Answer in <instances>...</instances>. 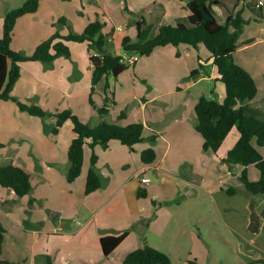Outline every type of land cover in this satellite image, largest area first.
I'll return each instance as SVG.
<instances>
[{"label": "crops", "instance_id": "crops-1", "mask_svg": "<svg viewBox=\"0 0 264 264\" xmlns=\"http://www.w3.org/2000/svg\"><path fill=\"white\" fill-rule=\"evenodd\" d=\"M116 1L118 0H42L35 13L26 14L17 19L13 29L10 47L13 51L30 55L39 43L56 32L57 29L54 24L59 18H64L67 22L66 25H60L58 28V32L62 36L68 34L69 28L73 33L81 34L90 22L98 19L105 26L102 29L105 39V49L115 56L123 57L131 53L125 52L121 47L122 39L125 36L132 39L136 37L137 21H144L146 25L143 28L149 26L151 28L149 37H153L160 26H173L178 19L186 18L189 14L186 9V4L189 0H130L133 2L131 6L134 9L142 8L138 14L133 15L132 11L134 9L131 7L128 13L129 26L124 25L122 27L123 18L116 23L111 17V10L116 6ZM124 1L127 2V0ZM17 2V6H20L23 1L18 0ZM220 2L221 5L214 7V14L219 22H224L228 17V12L233 9L242 10L243 18L250 20V23L244 27L239 37V41L243 44L235 51L233 59L237 65L250 74L257 86V94L248 103V106L264 112V6L259 9L254 8V13H256L254 15L248 8V6L252 7L253 0L238 4L234 0H220ZM9 4L10 0H0V38L2 36L3 17L11 9ZM109 24L111 28H109ZM117 28H120V30H117ZM68 46L70 49V57L56 58L48 67L38 61L21 63L19 65V79L13 87L12 95L20 102L38 105L50 113L70 110L79 118L82 116L84 120H91L90 126H95L100 121L109 123L119 122L117 120L120 119L114 122L110 118L107 119L108 115L101 117L92 108V110H89L88 97L90 94L93 69L89 61V53L85 43L70 42ZM168 46L171 45L156 48H166ZM174 48L177 50L176 53L178 56L183 55L188 60L185 74L197 70L199 67L200 72L205 74L203 75L204 77L201 74L187 84L183 86L179 85L177 87L178 97L171 98L174 101L173 104L168 100L160 106L156 105V108L150 107L151 111L148 110L147 114L146 108L149 105L148 101L153 102L154 98L146 100V98L134 95L132 98L138 100L140 103V115H143L141 117L142 120L131 119L130 114H128L126 117L124 115V118H122L123 121L117 123L121 126L142 123L145 128L143 131L144 138H148L153 134L156 135V141L159 139L160 142L159 144L157 142L152 147L155 153L154 162L150 165H145L140 160L141 167L137 170L135 176L133 175L132 178L119 180L111 167H109L107 174L99 172L98 167H96L99 158L95 155L97 159L94 170L101 178V181L106 182L107 190L104 192V185L102 184L100 189L88 194H92L90 199L87 197L88 200L84 204L71 211L69 220L61 221L58 219L54 227L49 225V232H51L52 236H60L64 233L67 236L75 237L81 234L78 237L77 243L82 248L87 247V245H98L99 250L97 253L92 254L90 262L103 264L104 260L113 259L115 256H118L116 258L118 263L122 262L123 264L124 257L131 251L142 247L143 244L155 248L168 256L163 248L170 242H181L182 244L186 238V227L189 225L188 223L181 224L177 221L173 222L172 215L175 214V211L181 213L182 216L180 215L179 217L185 221L187 219V203L190 199L197 197L200 190L209 194L214 202L213 196L217 193H225L228 196H233L237 193L235 188L245 193L246 189L244 188L243 190L242 187L244 186L239 179L243 170L246 171L249 180L257 181L259 179V172L257 171V173L250 169L252 164L247 165V167L239 165L241 169L236 173L237 164L228 167L223 162L227 152L236 145L239 139V133L236 128L230 131L216 153L203 147V139L194 129L196 121L194 106L198 98L206 94L202 91L198 96L199 93L197 91L193 95V93H190L189 88L194 87L195 84L203 80L213 81L210 99L217 102L224 100L225 90L219 84L221 82L217 79L218 76L209 54L205 59L207 60L205 68L201 64L202 59L195 56L194 53L200 51L202 47L199 48L200 50H194L185 45H179ZM206 66L209 67L208 73ZM136 67H139L138 61L131 66L127 65V68L123 72L131 69L134 72ZM180 76L177 79L178 81L181 80ZM106 81L108 83L107 89L105 90L104 86H102L101 83L104 85V80H102L98 84L99 86L101 85L100 90L97 85L92 95V99L97 107L103 105V99L105 97L109 101L108 108H110V104L114 103L113 94H111V97L108 94L113 91L115 92V80H113L112 75H109ZM184 93L187 94L185 95ZM96 96L101 99V104L95 100ZM91 111H94L96 115L93 116ZM32 117L20 112L14 103L0 101V145H2L0 147V153L8 151L9 149L7 150V148L12 143L21 145L27 140L36 143L35 136L39 140V128L34 133V129L31 127L35 124ZM25 125H27V128H25ZM165 130H168L167 134H163ZM58 134L52 136L57 137ZM73 137L74 135L72 133V139ZM116 143H119L123 147L120 148L122 152L125 151L126 146L117 140L109 141L106 148L116 146ZM252 144L255 145L254 140ZM136 145L131 149L126 148L133 151ZM99 147V145H96L93 149L87 145L84 147L83 165L78 177L79 179L82 176H84V180L86 179L89 168H85L86 161L88 160L86 148L90 150L89 157L91 159V155L94 153L93 150ZM259 152L264 156V148H259ZM9 162L11 161H2L0 164H7ZM12 163L22 167L15 163L14 160ZM179 166L185 168L182 174L178 171ZM252 166L254 167V165ZM22 168L24 169V167ZM149 172L157 179L155 184L151 182L147 174ZM143 176L150 180L147 185H141L139 183V179ZM75 181L68 183V185H73ZM225 182L231 183L230 186L232 187L226 186ZM157 188H161L162 191H158ZM230 188L234 191L228 194L226 190ZM2 189L0 187V192L2 193L0 195V225L5 229L1 217L4 211L13 212L14 206L10 207L8 202L10 200L15 201L17 197L12 192L6 189L2 191ZM170 189L173 191H169ZM139 190L145 192L146 196L144 198L137 197ZM137 199H144V203L150 201L149 206H147L149 208L145 209L147 208L146 206L145 208L139 207ZM152 201L156 202L154 203L155 205L152 204ZM262 204H264V198H262ZM153 213L154 219L149 224H142L141 226L136 224L135 229L129 232L125 239L108 256L103 255L100 246L101 237L109 235L117 236L127 231L131 223L135 224L136 220L138 221L140 219L146 220ZM194 214L192 212L190 213V217H188L189 223L191 224L195 222ZM74 226H77V228ZM83 230L84 232H82ZM191 236L193 237V233ZM151 238L154 239L156 244H153ZM5 241L6 236L4 243ZM127 242L128 245L124 246ZM4 243L2 246V259L11 262H21L24 260L27 264V259L23 255H20L19 251L14 253L15 257H11L14 255L8 257V255L4 254L7 252L4 249ZM70 261V258L55 257L51 263L69 264Z\"/></svg>", "mask_w": 264, "mask_h": 264}, {"label": "rangeland", "instance_id": "rangeland-1", "mask_svg": "<svg viewBox=\"0 0 264 264\" xmlns=\"http://www.w3.org/2000/svg\"><path fill=\"white\" fill-rule=\"evenodd\" d=\"M17 1L10 0V10L19 7ZM115 3L116 6L111 10L113 21L117 23L123 18L124 21L121 26H129L128 13L133 2L118 0ZM141 8L134 9L132 7L134 9L133 15L138 14ZM110 24L109 28H111ZM132 27L134 26L132 25ZM176 52L174 47L168 46L154 49L149 56L138 54L139 67H136L134 72L131 69L113 77L116 89L115 92L113 90L111 93L108 92L110 97L113 94L114 103L110 104V108H108L110 111L107 119L110 118L115 122L121 113L125 117L130 114L131 119H141L143 115H140V103L132 98L134 95L146 98V100L154 98L153 102L148 101L146 114L148 110L151 111L150 107L156 108V105L160 106L168 100L173 104L174 101L171 98L177 96V87L189 82V73L186 72L187 74H185L188 60L183 55L178 56ZM194 54L202 59L201 64L205 68L207 65L205 59L208 57L207 51L201 48ZM197 69L200 71L199 67ZM206 70L208 73V66H206ZM180 75L185 76L181 77ZM179 76L181 80L178 81ZM101 84L104 86L103 83ZM219 84L224 88L222 83ZM98 87L100 90L101 85ZM189 89L193 95L198 91V96L204 91L205 96L210 99L213 81L203 80ZM95 100L101 104V99L98 96ZM89 108L92 110L91 106ZM91 113L93 116L96 115L94 111ZM32 118L35 124L31 127L34 129V133L39 128V140L35 136L36 143L28 140L21 145L12 143L7 148L8 151L0 153V162H12L14 160L15 163L24 167L30 175L31 182V192L22 198H16L15 201L10 200L8 204L10 207L14 206L13 212L4 211L1 217L6 229L4 249L7 252L4 254L10 257L19 251L20 255L27 259V264H46V258H50L53 262L55 257L70 258L69 264H97L90 262V259L92 254L98 252V245H87V247L82 248L77 243L81 234L75 237L67 236L64 233L60 236H52L49 232V225L54 227L58 219L61 221L69 220L71 211L84 204L88 200L87 197L90 199L92 196V194L88 196L84 194V176L78 178L71 186L66 182L68 169L66 152L72 139L71 123L65 122L59 129L58 136L54 137L47 131L55 123L53 117ZM78 119L91 125V120H84L82 116ZM167 132L168 130H165L163 134H167ZM157 142L159 144V139L155 144ZM116 144V146L108 148L100 146L101 148L93 150L99 158L96 167L103 174H107L109 167H111L119 180L132 178L141 167L140 151L150 146V143L145 140L136 145L133 151L125 147L123 152L120 149L123 147L119 143ZM89 153L90 150L86 148L88 160L85 168L90 167ZM240 169L241 166L238 165L236 173ZM250 169L257 172V169L252 165ZM184 170V167L179 166L178 171L181 174ZM147 174L151 182L155 184L157 179L150 172ZM225 183L226 186L232 187L230 186L231 183ZM102 184L105 192L107 190L106 182L104 181ZM242 188L244 190V187ZM157 190L162 191L161 188H157ZM235 190L237 193L233 196L217 193L213 196L215 202L209 194L200 190L199 195L187 203L186 222L180 219L181 213L175 211V214L172 215V221L181 224L188 223L189 225L186 227V238L182 244L181 242H170L163 248L172 264H188V260L192 259L200 264H264V261L256 262L257 260H264V204H262L264 195H253L246 191L244 193L236 188ZM169 191L173 190L170 189ZM137 200L139 207L142 208L150 204V201L144 203V199ZM154 203L156 202L152 201V204ZM192 212L195 213L193 224L189 223L188 218ZM153 219L154 213L146 220H136L135 224L129 225L128 233L135 229L136 224L138 226L149 224ZM74 227L77 228V226ZM192 233L193 237L191 236ZM151 241L156 244L154 239L151 238ZM128 242L124 246H127ZM11 257H15V255ZM117 257L104 260L103 264H122V262L118 263Z\"/></svg>", "mask_w": 264, "mask_h": 264}, {"label": "trees", "instance_id": "trees-1", "mask_svg": "<svg viewBox=\"0 0 264 264\" xmlns=\"http://www.w3.org/2000/svg\"><path fill=\"white\" fill-rule=\"evenodd\" d=\"M40 1L42 0H25L19 7L7 11L3 17L0 38V101L14 103L20 112L29 116L41 119L53 117L55 123L47 129L52 135H56L65 122L71 123L74 137L67 151V183H72L79 177L83 165V150L86 145L91 149L96 145L106 148L109 141L117 140L131 149L134 145L147 140L150 147L141 151L140 160L145 165L152 164L155 160L152 145L156 142V135L144 138L145 128L142 123L121 126L117 123L100 121L97 125L90 126L81 122L70 110L50 113L38 105L20 102L12 95L13 87L19 79L21 63L38 61L48 67L56 58L70 57L68 43H85L93 68L88 102L99 116L104 117L109 112V101L105 97L103 105L97 107L92 99L95 87L104 80L106 90L107 76L116 77L127 68V65L121 62L120 56H115L105 49V39L102 33L104 24L98 19L90 22L81 34H75L69 28L68 34L62 36L58 28L60 25H66L67 22L64 18H59L54 24L56 32L39 43L32 54L26 55L13 51L10 45L17 19L26 14L35 13ZM234 1L238 4L248 0ZM219 5H221L220 0H189L186 4L188 16L178 19L173 26H160L153 37H149L151 28L149 26L143 28L146 23L142 20L137 21L136 37L134 39L128 36L123 37L121 47L125 52L136 53L140 56H149L156 47L167 45L174 47L185 45L194 50L202 47L208 52L216 70L217 79L224 85L225 97L222 102L208 99L203 95L198 98L194 106L196 119L194 129L202 137L203 147L216 153L230 131L236 128L239 139L236 145L227 152L223 162L228 167L236 164L243 167L249 164L254 165L260 174L257 181L249 180L244 170L239 179L248 193L264 195V156L259 152V148H264V112L248 106L257 94V86L250 74L237 65L233 59V54L243 44L239 41V37L250 20L243 18L242 10L233 9L228 12V17L224 22H219L214 14V7ZM248 8L256 15L253 5ZM125 10L127 11L126 5ZM200 74L198 69L191 71L188 81L197 78ZM122 118H124L123 113L118 119ZM253 140L255 145L252 144ZM96 159L95 154L92 153L85 179V195L100 189L102 185L100 177L94 170ZM0 187L12 192L15 197L22 198L31 192L30 175L12 162L0 164ZM233 191L232 188L226 190L228 194ZM145 196L143 190L138 191L137 197L144 198ZM127 234L128 231H124L117 236L101 237L100 246L103 255L108 256ZM4 240L5 229L0 225V264H26L24 260L11 262L1 258ZM261 261L264 260L256 262ZM46 264H52L50 258H46ZM123 264H172V262L163 252L143 244L142 247L128 253L123 259ZM188 264L200 263L192 259L188 260Z\"/></svg>", "mask_w": 264, "mask_h": 264}, {"label": "built area", "instance_id": "built-area-1", "mask_svg": "<svg viewBox=\"0 0 264 264\" xmlns=\"http://www.w3.org/2000/svg\"><path fill=\"white\" fill-rule=\"evenodd\" d=\"M253 5H254L255 8L259 9L262 6H264V1H262V0H253ZM117 30H120V28H117ZM138 58H139L138 54L131 53L128 56L121 57V62L123 64H126V65H133V64H135L138 61ZM149 181L150 180L147 177H145V176H143V177H141L139 179V183L141 185H147L149 183Z\"/></svg>", "mask_w": 264, "mask_h": 264}]
</instances>
